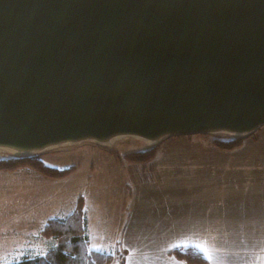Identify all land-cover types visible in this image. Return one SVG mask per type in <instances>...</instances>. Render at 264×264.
<instances>
[{
	"label": "water",
	"instance_id": "1",
	"mask_svg": "<svg viewBox=\"0 0 264 264\" xmlns=\"http://www.w3.org/2000/svg\"><path fill=\"white\" fill-rule=\"evenodd\" d=\"M82 123L149 144L259 130L264 0H0V142Z\"/></svg>",
	"mask_w": 264,
	"mask_h": 264
},
{
	"label": "crops",
	"instance_id": "2",
	"mask_svg": "<svg viewBox=\"0 0 264 264\" xmlns=\"http://www.w3.org/2000/svg\"><path fill=\"white\" fill-rule=\"evenodd\" d=\"M120 162L127 178L115 200L118 218L110 212L104 221L93 208L103 200L86 199L75 189L69 199H25L24 221L37 227L38 234L32 237L29 229L24 236L14 234L18 244L12 246L19 247L6 253L9 262L3 264L42 257L53 249L56 240L42 235L45 224L69 217L80 197L89 249L117 256L118 264H184L172 253L187 249L204 254L208 264H264V126L233 150L201 137L173 136L146 164ZM76 172L46 184H58ZM107 195V202L114 203ZM97 220L105 224L96 227ZM104 226L113 228L112 239L95 238L93 246V230Z\"/></svg>",
	"mask_w": 264,
	"mask_h": 264
},
{
	"label": "rangeland",
	"instance_id": "3",
	"mask_svg": "<svg viewBox=\"0 0 264 264\" xmlns=\"http://www.w3.org/2000/svg\"><path fill=\"white\" fill-rule=\"evenodd\" d=\"M247 136L248 135L239 136L235 134L219 133L217 135L195 134L186 137H201L209 139L212 141V144H214L215 141H225L227 139L240 137L245 138ZM167 138L170 137H165L153 144L146 142L148 139L136 137H125L124 139L122 137L113 138V142L108 144L85 141L77 144L61 145L55 148L51 147V149L49 148L43 153H34L32 156H29L35 157L41 160L46 166L58 170L73 169L72 172L60 179L70 176L77 170L75 175H72L62 182H57L58 184L54 185H47L46 183L47 181L50 182L60 179L46 177L33 169L23 168L15 171H0V264L8 263L9 260L5 258L6 253L10 254L13 247H19L18 245L12 246V244H18V242L14 240V234L24 236V229L31 230L33 232L32 237L38 234L37 227H28V222L24 221V215L27 212L25 209L26 205H24L25 199H52L51 197L54 195H57L55 196L56 199H69L68 195L72 196L71 190L75 189V193L80 192L86 199L103 200L102 202L104 204L102 203L98 206L94 205L93 208L97 207L99 209V214L104 221H109L111 218L110 212L113 218H118L119 213L117 207L119 205L115 204V200L120 198L122 194V183L125 181V178H127L124 172V166L122 165V169L118 166L121 163L120 161H128L125 157L126 155L138 154L154 148H156L157 152V149L162 146L164 140ZM15 153L16 152L0 151V160L18 158ZM116 164L117 168L115 167ZM92 168L94 172H92ZM90 177H92V182L88 183ZM65 191L71 192H67L66 195H63L61 198L60 195ZM107 192L110 193V201L114 203L107 202ZM79 199L83 200V197ZM103 220H97L95 222L96 227L97 224L99 226L105 224ZM49 221L50 220H48L47 223ZM47 223L42 230L43 236V231ZM98 233L101 234L97 235ZM112 233L113 228H108L107 226H104L99 232L93 230V246L95 238L99 237L103 242L104 240L112 239ZM48 252H46L45 255ZM113 256L115 257L114 264H118L116 263L118 257L115 255Z\"/></svg>",
	"mask_w": 264,
	"mask_h": 264
},
{
	"label": "trees",
	"instance_id": "4",
	"mask_svg": "<svg viewBox=\"0 0 264 264\" xmlns=\"http://www.w3.org/2000/svg\"><path fill=\"white\" fill-rule=\"evenodd\" d=\"M243 140L244 137L231 138L215 141L214 145L223 150H233L238 148ZM155 152L156 148L125 157L130 162L147 163L153 159ZM23 168L33 169L53 179H60L73 171V169L58 170L46 166L35 157L0 160V171H15ZM86 226L83 200L79 199L74 212L69 217L63 220H50L43 231L44 236L56 240V246L42 257L22 260L15 264H114L113 255L89 249ZM172 254L184 264H208L204 254L195 250H178Z\"/></svg>",
	"mask_w": 264,
	"mask_h": 264
},
{
	"label": "bare ground",
	"instance_id": "5",
	"mask_svg": "<svg viewBox=\"0 0 264 264\" xmlns=\"http://www.w3.org/2000/svg\"><path fill=\"white\" fill-rule=\"evenodd\" d=\"M80 128V129H79ZM77 129V132L74 133H65L62 135H58L56 137L49 138L47 140H43L42 142H36L32 144L24 143V142H0V151L2 152H27L32 151L33 149H41L47 150L54 145L58 146L59 144L67 141H75L76 143L90 141L91 139L98 140V141H108L113 138H125V137H136L142 139H152L153 137L159 136H142L133 132L124 131V130H100L94 131L90 125L87 123H82V125Z\"/></svg>",
	"mask_w": 264,
	"mask_h": 264
},
{
	"label": "snow or ice",
	"instance_id": "6",
	"mask_svg": "<svg viewBox=\"0 0 264 264\" xmlns=\"http://www.w3.org/2000/svg\"><path fill=\"white\" fill-rule=\"evenodd\" d=\"M206 255H207V253H206ZM208 258L210 259L211 257L209 256Z\"/></svg>",
	"mask_w": 264,
	"mask_h": 264
}]
</instances>
